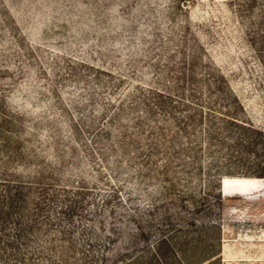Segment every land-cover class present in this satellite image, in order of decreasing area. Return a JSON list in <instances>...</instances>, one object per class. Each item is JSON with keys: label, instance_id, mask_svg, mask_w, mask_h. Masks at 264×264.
I'll use <instances>...</instances> for the list:
<instances>
[{"label": "rangeland", "instance_id": "374dc122", "mask_svg": "<svg viewBox=\"0 0 264 264\" xmlns=\"http://www.w3.org/2000/svg\"><path fill=\"white\" fill-rule=\"evenodd\" d=\"M0 264H264V0H0Z\"/></svg>", "mask_w": 264, "mask_h": 264}, {"label": "water", "instance_id": "95a60500", "mask_svg": "<svg viewBox=\"0 0 264 264\" xmlns=\"http://www.w3.org/2000/svg\"><path fill=\"white\" fill-rule=\"evenodd\" d=\"M222 185H223V182H222Z\"/></svg>", "mask_w": 264, "mask_h": 264}]
</instances>
